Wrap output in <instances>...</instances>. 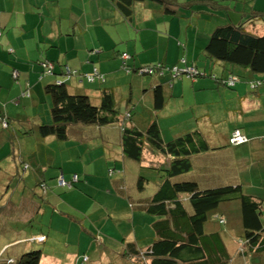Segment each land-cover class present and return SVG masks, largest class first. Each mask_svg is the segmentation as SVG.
Returning <instances> with one entry per match:
<instances>
[{
  "label": "crops",
  "instance_id": "1",
  "mask_svg": "<svg viewBox=\"0 0 264 264\" xmlns=\"http://www.w3.org/2000/svg\"><path fill=\"white\" fill-rule=\"evenodd\" d=\"M173 1L189 3L191 7L180 10L177 16H170L158 3L145 1L136 3L132 18L127 19L110 0H0V114L5 113L11 121L9 130L0 128V260H8L20 250L35 245V248H43L42 264H89L84 262V257L95 264H108L109 260L107 263L101 261L106 253L113 264H141L137 255L126 252L129 245L140 247L137 240L129 242L130 238L125 237L113 242L117 248L114 253L107 246H97L96 241L83 234L77 232L72 236L69 228L73 227L66 224L59 209L63 205L62 195H56L60 188L57 179L64 177L67 181V174H75V177L84 174L85 178L96 173L106 176L105 165L111 174L109 162L113 159L117 164L129 165L130 159L123 149L121 126L145 130L150 123L157 122L166 143L186 133L200 131L214 145L226 144L231 132L240 130L247 134L249 144L210 150L193 157L194 167L190 174H199L200 179L207 181L212 179L213 168L220 167L225 174L219 175L216 183H200L202 190L242 186L246 193L264 202V88L256 94L249 85L261 76L247 68L222 64L206 52L210 36L220 27L238 25L252 34L264 36V23L253 12L264 14V0ZM207 1L213 4L209 5ZM149 35L159 36L150 47L157 48L158 53L148 58L142 56L144 51L140 48L147 47L143 38ZM90 49L96 50L95 53L89 55ZM122 53L131 56L128 64L136 69L157 63L171 66L184 56L188 66L206 76L191 79L185 75L175 80V76L168 74L163 77H141L133 71L127 74L121 69L119 56ZM42 60L64 64L88 77L95 70L103 74L104 84L78 79L72 81L71 88L87 95L97 107L101 106L105 92L112 93L118 121L103 126L71 125L65 141L40 136L38 127L46 121L39 115L37 103H47L48 112L51 107L50 97L43 96L44 86L39 83L41 69L38 62ZM230 76L234 83L225 86L224 80ZM29 83L33 85L31 99L23 96ZM158 87L165 100L160 110L155 108ZM186 96H194L195 105H200L194 108L196 113L189 109L193 106L191 101L188 106ZM202 96L207 98L203 101ZM129 114L131 118L127 119ZM107 127H115L120 136H112L113 132L109 133ZM211 130L218 138L211 139ZM167 132L173 134V139H169ZM105 138L110 140L108 151L106 149L104 154L95 157L92 148L105 149ZM23 164L30 168L26 171ZM17 176L22 180L18 181ZM252 179H255L254 183ZM41 182L48 185L47 194L38 187ZM31 188L42 197L43 204L33 203L27 197L26 190ZM118 189L122 187L118 186ZM17 191L25 193L19 209H16L14 198ZM29 200L32 205L28 206ZM48 216L49 223L46 222ZM30 224L34 229L27 236V225ZM39 235L47 237L44 245L26 242ZM144 240L142 247H138L141 251L147 248ZM149 243L148 240L146 246ZM9 245L19 246H14L11 254L5 255L3 250ZM57 246L61 248L59 252L52 249L48 254L49 247ZM82 246L88 253L73 252V247L79 250ZM95 249L92 258L90 253Z\"/></svg>",
  "mask_w": 264,
  "mask_h": 264
},
{
  "label": "trees",
  "instance_id": "2",
  "mask_svg": "<svg viewBox=\"0 0 264 264\" xmlns=\"http://www.w3.org/2000/svg\"><path fill=\"white\" fill-rule=\"evenodd\" d=\"M110 1L117 6L127 19L132 18L133 6L136 3L145 1L158 3L162 6L164 13L170 16H177L180 10L191 7L189 3L179 4L173 0ZM207 2L209 5L213 4L210 1ZM253 12L257 15V19L264 21V14L257 11ZM95 51L91 50L89 55H92ZM206 52L211 58L220 61L222 64L227 63L247 68L251 72L260 75L261 79L249 83L250 89L256 91V94L264 88V36L252 34L238 25L220 27L210 36ZM125 55L129 57L125 59L123 57ZM119 59L122 70L127 74L140 70L128 64L131 60L129 54L122 53ZM38 65L41 69L39 83H43L44 92L51 99L49 112L45 105L42 110L41 105L44 102L37 103L38 110L35 108L41 116L46 113V116H42V120L46 122H41L38 127L40 136H52L60 141H65L67 140L68 128L71 125L103 126L118 121V113L115 111V98L112 93L105 92L101 106L97 107L91 103L87 95L81 91L72 90V81H78V79L86 81L88 80L86 77L88 74L80 75L81 73L78 70H73L64 64H57L49 60L39 61ZM158 66L161 67L159 70H157ZM145 67L153 68V71L148 73V70V74L142 76L157 75L163 77L166 73L162 70L166 68V65L162 63ZM167 68L169 70L178 68L174 75L176 79L183 78L191 68L196 75L201 74L198 69L188 65L185 66V64ZM94 73L90 74V78ZM98 77L105 79L103 74H98ZM232 77L226 82H231ZM32 86L30 83L27 84L24 95L27 99L34 96ZM155 93V108L160 110L165 105L161 87L156 88ZM5 124L9 126L7 129H5ZM10 127V119L5 113H1L0 128L9 130ZM236 133L245 138V142L233 146L231 140ZM146 142L150 143L152 147L155 146L160 153L164 154L166 159L164 164L158 165V168L141 166L143 173L139 176L137 183V188L143 191L145 184L150 180L149 176L152 175L151 177L156 178V180L152 179L158 185L155 193L149 198L139 200L135 205L139 211L158 219L153 225L155 238L143 251L138 249L137 244H133L127 247L126 252L132 251L131 253L137 255L141 264H231V256L228 254L223 235L228 232L232 220H227L223 214H219V210L225 205L229 206V204L232 205L236 202L240 213V217H237V219L240 218L239 221L244 233V237L239 241L243 246L241 253L244 256L249 254L248 256H252V258L264 255V211L263 202L259 197L246 193L242 186H223L202 190L201 181L194 178L184 181L194 167L192 164L193 157L215 150V148L219 151L224 148L245 146L250 143L247 134L242 133L240 130H234L229 135L226 144L220 143L211 146L200 131H192L166 143L162 138L159 125L157 122H152L145 130L125 129L123 149L126 157L141 163L142 151ZM23 165L26 171L30 168L28 164ZM113 170L111 169L110 173ZM17 180H22L21 176H17ZM59 180L60 178L57 179V184ZM74 182L70 181L68 183L71 186L61 187L58 184L60 188L56 192L57 197L61 196L64 190L76 188ZM39 186L42 192L44 191L43 193H48L49 187L45 182L39 183ZM26 191L27 197L33 203L43 204L42 197L38 196L32 188ZM24 195L25 193L20 191L16 192L14 197L16 198V209L20 208ZM1 202L0 200V205ZM29 204L31 202H27L28 206ZM212 220L217 222L218 230L210 226ZM33 226L31 224L27 225V236L30 235V231H33ZM223 226L226 230L222 234ZM31 238L28 240H31ZM42 249L41 247L35 248V245H33L32 248L20 250L8 260H0V264H42L41 259L44 253Z\"/></svg>",
  "mask_w": 264,
  "mask_h": 264
},
{
  "label": "rangeland",
  "instance_id": "3",
  "mask_svg": "<svg viewBox=\"0 0 264 264\" xmlns=\"http://www.w3.org/2000/svg\"><path fill=\"white\" fill-rule=\"evenodd\" d=\"M262 23H264V21H262ZM157 36L159 35H149L146 38H143V42H145V44L147 45L145 49L140 48V50L144 51V53H142L143 57L149 58L151 55H157L158 53L157 48H150V47H153V44H155V42L157 41ZM0 40H1V33H0ZM150 41H153V42L151 43ZM131 43L134 44L135 41L132 40ZM183 57L184 56L181 57L182 58L181 60H179L178 62H176L174 65H171V66L172 67H175L176 65L182 66L183 64H185L186 66L187 65L186 59ZM148 65L151 66L150 64ZM159 67L160 66L157 67V70L161 68ZM167 67L169 66H166V68L162 70L166 72L165 73L166 75L168 74L170 77L172 75L173 77L175 73L177 72L178 68H175L174 70H169ZM139 69L140 70L135 71L133 74L143 77L142 75H146L150 73L151 71L149 67H145V66H142ZM98 74L100 73L96 71L94 73L95 76L93 75L90 79L86 81H89L92 84L96 82L104 84L105 79L98 77ZM187 76L191 79H195V78H198L199 76L200 77L206 76V74L202 72L201 74H198V75L189 73L187 74ZM212 78H215V76H213ZM229 78L226 80L228 81ZM226 80H224L225 86L226 85L230 86L231 84L234 83L233 79L229 83L226 82ZM123 91H126V88ZM42 94H43V91H42ZM43 96H46V95L43 94ZM202 97H203V101L207 98V96H202ZM50 100L51 99L49 98V101ZM189 101H191L190 103L193 106L189 109H193L192 111L196 113L194 108H198L200 105L198 107L195 105L196 99L194 98V96H186V102H188V106H189ZM199 102H201V100ZM44 105L47 107V103H43L41 105L42 110H43ZM189 112H191V110H189L188 113ZM193 117H194V114H193ZM130 118H131V115L129 114L127 116V119H130ZM5 126H6L5 129L9 127L7 126V124H5ZM120 128H121L120 131L124 133L125 128L122 126ZM106 130H108V132L109 131L113 132L112 136H114L115 138L120 136L119 131L117 132L115 127L113 128L107 127ZM170 131L172 132V129H170ZM171 132H167L168 135L170 134L169 139H173V134H171ZM209 135L211 139L218 138L213 133L212 130L209 133ZM211 141H208L209 144L211 146H214V144ZM109 142L110 140L105 138V142H103L105 149L102 148L100 150H94L92 148L91 150L92 154L95 157H97L100 153L104 154L105 150L107 149L108 151L109 149L107 148ZM231 144L235 146L237 143L235 142L234 144L232 141ZM212 151H217V148H215V150H212ZM141 158H142L141 163L128 160L129 165L127 167H125L123 164H117V162L114 161V159L111 160L109 162L110 163L109 167L115 170H113L111 174H108L109 172L108 166L105 165L106 176H102L101 174L96 173V175L91 176V178H85L84 174H81L78 177H75V174H67L66 176L67 181L63 177L60 178V180L61 179L64 180L63 182H65L66 185H69L68 183L70 181L74 182L77 180L76 182H74V186H76V188H72V189L68 188L69 190L63 189L64 190L62 194L63 205L59 206L60 212L63 214V218L66 219L65 220L67 222L66 224H69V226L73 227V229L69 228V232L72 233V236H76L77 232L79 234H83L84 237L88 239H92V241H96L97 246L99 244L103 245L104 247L107 246L111 251H114V253H116L117 248H115L112 245V243L118 242L124 239L125 237L130 238L129 242L137 240L138 244L139 245L141 244L140 247H142V239H145L144 247H147L151 243V241L153 240L152 238L155 237V232H154L155 229L153 228V225L156 223L157 219L154 216L142 213L141 211L136 209L135 205L136 203H138L140 199H146V198L151 197L157 189V184H156V181L152 180L151 176H149L150 180L148 183L145 184V189L143 191H140L137 188V183H138L139 176H141V174L143 173L141 171L142 170L141 166H148V167L155 168V167H158V165L160 166L164 164L166 159H165L164 154L160 153L159 150L156 149L155 146L152 147V145L148 142H146V144L144 145ZM66 167L68 168L70 166L66 165ZM248 168H251V166L250 167L248 166ZM213 170L214 171L210 173V176L212 179L207 180L209 182L200 179L199 174L198 175L190 174L185 178L184 181H189L190 179L194 178L196 180L203 182L204 184L210 183L213 181L216 183V181L220 179L219 175L225 174V171L223 169H220V167L213 168ZM86 179H89L90 182L89 183L86 182L87 181ZM254 182H255V179H252V183ZM261 185H262V182H261ZM59 186L61 185L59 184ZM118 186H121L122 189L119 190ZM263 208H264V202H263ZM219 211H220L219 214H223L227 218V220L230 218L231 219L233 218L232 225L229 226L228 232H225L226 230L225 226L222 227V231H221L222 234L223 232L226 233L223 235V237L225 240L228 254H230L231 256V264H264V255L261 257L256 256L252 258V256H248L249 254L244 256L241 253L243 246L239 243V241L241 240L242 237H244V233H243L241 223L239 221L240 218L237 219V217H240L238 204L234 202L232 203V205L230 204L229 206L225 205ZM263 215H264V212H263ZM47 221L48 223L50 222L49 216L46 217V222ZM263 221H264V218H263ZM210 226L218 230L217 229L218 225L216 221L212 220V223ZM82 228H84L87 232L82 230ZM92 235H94V238H92ZM148 240L150 243L146 246V243L148 242ZM46 241H47V237L45 235H39V236L32 237L31 240H27L26 242L30 244L35 243V244L42 246L46 243ZM14 246H19V245L6 246V248L3 250V253L5 255L11 254L12 250L14 249ZM83 247L84 246H82L79 250L76 247H73L72 250L73 252H82V254L84 255L85 252L88 253V250L84 249ZM48 249H49L48 254H51L52 249H56V251L59 252L61 248L57 246L55 248L49 247ZM96 250L97 249H95L94 252L90 253L92 258L95 256ZM244 250L248 252L247 249L244 248ZM46 251H47V247H46ZM97 259L101 260L100 258H97ZM108 260H109L108 264H113L112 259L109 256V254L108 253L103 254L101 261L103 263H107ZM84 262L89 263V264H95V263H92V261L88 257H84Z\"/></svg>",
  "mask_w": 264,
  "mask_h": 264
},
{
  "label": "built area",
  "instance_id": "4",
  "mask_svg": "<svg viewBox=\"0 0 264 264\" xmlns=\"http://www.w3.org/2000/svg\"><path fill=\"white\" fill-rule=\"evenodd\" d=\"M125 59H127L129 56H127V55H125V56H123ZM46 66V65H45ZM49 68H51V69H53L52 67H50L49 66ZM160 68V67H159ZM153 71V68H151V71L150 72H152ZM194 70L191 68V69H189L188 71H187V74H196L195 72H193ZM88 79H90V77H87ZM233 141V143L235 144V142L237 143V144H240V143H243V142H245V138H243L239 133H236L235 135H234V138L231 140V142ZM62 181V182H61ZM64 180L63 179H61L60 181H59V184L61 185V186H64V185H66V183L65 182H63Z\"/></svg>",
  "mask_w": 264,
  "mask_h": 264
}]
</instances>
